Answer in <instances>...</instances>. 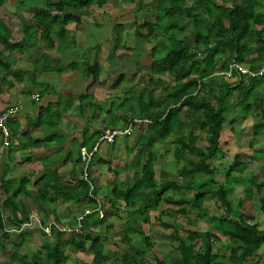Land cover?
<instances>
[{"label":"trees","instance_id":"trees-1","mask_svg":"<svg viewBox=\"0 0 264 264\" xmlns=\"http://www.w3.org/2000/svg\"><path fill=\"white\" fill-rule=\"evenodd\" d=\"M6 1L0 0V7ZM25 1L43 4L44 8L36 9L33 14L36 23L34 37L29 32L32 27L25 29L21 23H18L16 26L22 29L13 30L9 22L7 24L5 20L0 18V44L4 48L3 51H0V66L4 69H11V67L4 62L2 55L10 58L15 48L24 49L26 43L34 44L38 35L40 39L48 40L47 45L50 48L57 49L54 40L55 35L60 39H65L67 25L70 22L79 23L82 21V17L90 15L92 6L96 5L101 8L108 0ZM121 1H131L137 10H140L141 0ZM156 1L157 20L155 22L148 20L138 24L136 33L143 39L166 35L170 46L166 48L164 54L160 56L154 54L149 66L151 72L148 80L150 88L149 90H142L139 94L137 99L139 111L124 120L125 125L131 122L133 127L136 123L147 126L137 140V154L133 156L135 162H139L142 157L144 158L141 174L136 179L135 188L119 190L114 185L112 190V205L115 206L117 201H124L129 209L130 216L122 231L125 240L129 243L128 249L115 250L113 255L105 253L104 243L108 238L95 230L96 222L91 224L87 220V215L82 221L80 233L60 232L53 228L55 230L53 233L58 242L52 244L45 241L41 250L32 255L35 258L31 261L27 260V256L20 255L15 248L11 249L14 254L13 257L20 259L24 264H63L67 256L65 246L70 243L76 245L80 250H85V248H80L83 239L91 241L92 259L96 264H103L104 262L109 264H146L147 261H151L152 264H260V258L263 257H260V250L264 247V228L261 229L258 223H253L252 220L255 219V215L247 212L243 207L246 199L250 201L259 199L260 210L264 212V195L260 194L264 188V180L258 181L250 177V181L246 185H250L248 196L247 198L240 197L236 204L237 207H235L229 198L231 188L226 189L225 184L233 173H242L248 167L246 162L240 159V154H235L231 164L226 168V182L224 181L215 187L214 182H217L215 176L218 168L210 166V160L222 152L220 135L228 119L227 112L232 105L228 103L227 99L234 92L237 93L236 104L241 108L242 113L246 115L255 111L264 113V96L256 97L253 94L257 88L259 77L240 74L237 81L229 82L217 80L216 75H214L215 72H221L224 73L222 76L228 78L225 73L232 62L244 64L250 70H258L264 65V42L262 40L264 11L255 10L256 0H240L233 2L232 5L214 0ZM18 14L20 13L18 12ZM17 16L21 20L23 19L20 15ZM189 21H192L191 24L194 25L190 28L191 32L194 33L193 41H190L188 36L182 35V32L188 28ZM158 49L153 47V51ZM220 54L223 59L217 58ZM68 65L72 70L82 66L83 73L92 76V87L88 86L87 92L76 97L79 100L80 109L83 111L87 105L91 104L90 100L88 101L86 98L93 96V90H95L96 84L100 82L101 65L97 61L91 64L85 60L79 64L77 59ZM43 66L44 71L55 70L51 63ZM59 67V71L64 68L62 65ZM36 72L37 70L34 69L31 73L33 75L31 81L35 86H37L34 80ZM9 73L13 76H19L18 79H22L26 75L24 71L17 73L10 70L7 74ZM165 73L175 78L176 81L173 85L156 76ZM7 78L8 76H1L0 74V81L2 80L3 83L7 81ZM122 78L123 76L118 78L119 82ZM207 78L211 79L207 82L205 81ZM156 86L161 88L160 92L156 91ZM13 87L12 83L8 86L9 89ZM2 91L3 89L0 87V92ZM145 91L148 93L145 94ZM26 92L29 91L26 90ZM213 98L217 104L212 102ZM60 100L61 98H59ZM68 105H73V100L69 101ZM48 109L50 108L47 107ZM110 109L111 106L108 110L111 115L112 110ZM57 111L59 112L57 113ZM40 114L28 124L23 134L25 136L22 135V138L28 139L32 144L33 142L39 143L42 138V131L38 134L39 131L36 129L40 127L41 130L39 125L42 123V112ZM56 114L57 119L53 123H57L61 117L60 110H56ZM133 118L143 121L134 122ZM185 118H189L193 126L198 125L208 132V145L205 148L197 145L198 137L195 134L184 133L183 129L187 126ZM10 121L9 118L7 120L8 126ZM43 125L49 127L53 124L46 122ZM263 125V123L254 124V136L260 132ZM103 131L98 130L94 136V141L90 143L81 140L78 151L83 146H88L91 149ZM0 133L3 135L2 132ZM11 133L12 139L14 131L11 130ZM173 134L175 135L174 141L180 145L175 152L176 157L182 159L187 152L198 157V159H189L187 164L179 168V175L186 179L183 182H179L177 179L158 181L156 179V163L152 157V147L156 142H164ZM46 139L48 141L50 138L46 137ZM8 146H10V152L13 151L12 143H9ZM128 150L133 151L132 147H128ZM72 159V153L69 152L62 160L65 163ZM74 161L81 165L83 170L84 165L81 158L79 157ZM56 162L53 160V163L49 164L54 166ZM97 163L107 164L108 162L103 157L98 158L96 153L94 154L88 167L91 181L93 180L91 166ZM47 167L48 164L44 166V168ZM108 168L113 169L110 165ZM74 169L70 172L73 182L60 177L57 171L51 176L43 172L35 180L36 190L29 189L31 179H28L27 176L12 178L1 184L5 194L4 201L11 207L16 217L15 222L11 221L14 222V226L21 231L23 236L25 232H23L24 229H21V224L27 222L32 213L40 215L43 224H46L50 218L60 223L57 212L51 208L57 200L68 203L88 200L92 205L91 209H97L101 205L98 198L91 196L90 185L79 175L81 172ZM261 170L264 174V165ZM197 173L206 175L207 179L205 181L196 180L195 175ZM138 174L139 172L136 173V175ZM94 186L93 193L96 195L98 188L96 189L95 184ZM182 190L194 191L190 201L185 198L175 199L168 194L170 191L180 192ZM208 194L215 196L216 206L222 210L221 214L214 215L212 218L214 230L200 231L190 224L184 226L181 223L166 222L161 220V217L158 218L164 229L160 234L169 239L171 245L179 253L173 262H169L155 246L153 237L143 230L144 223L150 224L151 211L160 207L164 202L172 204V211L178 215L189 216L195 211L200 214L203 211L204 199ZM20 195V199L17 200V196ZM29 197L32 201L26 200ZM21 199H23L22 203L20 202ZM131 207L133 208L130 209ZM2 209L0 206V228L4 238H9L10 233L6 228L5 220L9 219V216L6 218ZM92 213L96 214V219L105 220L103 219L105 214L101 217L96 210ZM108 215L111 214H107L106 217H109ZM41 232L44 236H48L43 230ZM128 232L141 235L142 243L140 246L131 244L133 239L128 235ZM220 235L228 237L227 243L222 240L229 249L228 254L215 251L216 242L221 240ZM40 255H44V257L38 258L37 256Z\"/></svg>","mask_w":264,"mask_h":264},{"label":"rangeland","instance_id":"rangeland-1","mask_svg":"<svg viewBox=\"0 0 264 264\" xmlns=\"http://www.w3.org/2000/svg\"><path fill=\"white\" fill-rule=\"evenodd\" d=\"M140 10H137L135 4L131 1L121 0H108L105 5L101 8L94 5L89 16L82 17V21L79 23L70 22L67 25L66 38L60 39L58 36H54L56 41L57 49L50 48L48 40L40 39L39 35L37 41L33 44L26 43L24 49L15 48L14 53L10 58H6L2 55V59L6 62L10 68H2L0 66L1 76H8L7 81L3 83L0 81V87L3 89L0 92V111L5 110L8 104L10 96H15L20 92H26V90H35L33 93L39 92L37 80L42 82H48L53 85V90L58 93L54 98L65 99L64 103L60 105L61 117L65 112H69L67 97H73L70 92L74 91L76 95L87 92V87L91 86L92 76H88L83 73L82 66L78 69L72 70L68 65L71 61L77 59L79 64L83 61L93 64L95 61L101 65L100 82L96 84L95 90H93V96L86 98L90 100L91 104L87 105L83 111L80 109L79 100H73L72 117L69 121L71 122V130L76 133L72 138H69L64 130L59 131L56 127L52 126L49 133L43 132L42 138L39 143L33 142L34 147L42 148L49 152L43 160L38 158L35 163L26 159L28 152H22L19 149L14 152L11 151L9 157V149H5V155L3 156V165L0 164V206L3 208V214L9 219L6 220V228L10 233L9 238H4L3 231L0 228V264H24L20 259H15L11 249H14L20 254L27 256V260L31 261L33 254L41 250L42 244L50 242L55 244L58 242L53 232L51 235L44 236L41 232L40 225H43V219L40 215L32 213L29 215L31 225L24 226L21 224V228L25 235L23 236L21 231L16 229L14 222L16 217L11 210V207L4 201L5 194L1 187V181L9 180L12 178H19L22 173L32 170L30 174L31 182L29 183L30 190H36L35 180L46 172L51 176L55 171L58 172L60 177L67 181L73 182L71 178V170H77L81 172V165L76 161L80 156L78 151V145L81 140L88 143L94 141L95 133H92L95 129L96 124H104L107 127H122L125 126L124 120L132 117L133 113L139 111L137 99L142 90H149V77L150 63L153 59L154 54L160 56L164 54L167 47L170 46L168 37H156L150 39H143L136 33V27L138 24L144 21L155 22L158 18V11L156 9V0H141ZM215 2L225 3L226 5H232L233 2H239L240 0H214ZM44 8L43 4H36V2H27L25 0H7L3 6L0 7V18L11 24L13 30H21L18 23H21L25 29H29L32 36L34 37L35 31V20L33 14L36 9ZM255 10L264 11V0L255 1ZM17 12V13H16ZM18 12L20 14H18ZM17 15L23 17L19 18ZM189 21L188 28L182 32L183 36H188L190 41L194 40V33L191 32L190 28L194 25ZM153 47L159 48L157 51H153ZM3 46L0 44V51H3ZM45 58V59H44ZM83 61H82V59ZM218 59H223L220 54L217 56ZM51 63L54 65L55 70L44 71V64ZM60 65L64 66L62 71H59ZM36 69L34 80L36 85H33L31 74ZM10 70L14 72H26L25 77L18 79L19 76H13ZM7 72V73H5ZM80 73V75L78 74ZM217 80H227L229 82H235L238 80V76L231 78H225L223 73L215 72ZM119 82L118 78L122 77ZM158 78L166 81V83L174 84L175 78L168 73L156 75ZM259 77L257 82V88L253 94L256 97L264 96V77ZM212 78V77H211ZM211 78H207L205 81H209ZM10 83L13 84V88L9 89ZM247 83V82H246ZM44 88V85H40ZM92 87V86H91ZM57 88L60 90L58 91ZM156 91L160 92L161 88L156 86ZM52 91V90H51ZM50 92V91H49ZM54 93V92H52ZM148 92L145 91V94ZM10 94V95H9ZM31 94H22V101L27 100ZM237 93L234 92L231 97L227 99L230 108L227 112V121L224 124V129L220 135V145L222 152L216 157L210 160V166L218 168L214 182V186L220 183L226 182V168L231 164L235 154H240V159L245 161L247 168L242 173H233L232 176L225 184V188H231L229 198L233 202L234 206L237 207V202L240 197L247 198L250 185L246 186L250 177L256 180H264V174L261 167L264 165V125L261 127L260 132L254 136L253 126L257 123L264 124V113L255 111L252 114L242 113L241 108L236 104ZM43 95L40 94L39 100L30 98L32 101L42 102ZM85 100V101H87ZM123 102V103H122ZM212 102L216 103L213 98ZM19 103V102H18ZM39 104H36L39 108ZM162 105V104H161ZM111 106L112 114L108 113L109 107ZM155 108V107H153ZM37 111V110H36ZM53 111H45L42 113V123H50V120L57 119V114L54 112L53 116H50ZM38 112V111H37ZM59 111H57L58 113ZM84 113V117L81 113ZM19 112L13 113V116H17ZM108 114V115H107ZM31 114L29 113L27 117ZM184 115V114H183ZM50 116V117H49ZM183 118V117H182ZM66 121L68 119L64 118ZM95 119V120H94ZM134 119V118H133ZM187 126L183 129L184 133L195 134L197 139V145L205 148L208 145L206 130L201 129L198 125L193 126L192 121L189 118H185ZM75 124L73 126V124ZM15 125H17L15 123ZM138 125H140L138 127ZM103 126V127H104ZM80 127V128H79ZM84 129L82 130V128ZM145 124L136 123L133 127V131L128 135H122L115 139L111 144L102 142L98 150L96 151V157H103L108 163H97L91 166V175L93 182L96 185L97 194L100 204L103 208L105 217L104 221L102 218L96 219V214H88L87 220L93 224L96 222L95 230L100 232L104 236H107L108 240L105 241L104 250L105 253L113 255L115 250L128 249L129 243L125 240V235L122 233L124 227L127 225V219L130 216L129 209L125 205L124 201H117L115 206L112 205L111 200L113 198L112 190L113 186L116 185L119 190H126L128 188H135L136 179L139 178L141 167L144 158L139 162L134 161V155H136L137 140L140 134L146 129ZM86 130V132H85ZM85 132V134H84ZM84 134V135H83ZM46 137L50 138L48 141ZM68 137V140H67ZM81 138V139H79ZM100 138V137H99ZM98 138V140H99ZM175 135L168 137L164 142H156L152 147V157L156 163V179L162 181L164 179H177L179 182L186 180L184 177L179 175L178 170L182 165L187 164L189 159L197 160L198 157L185 153L182 159H178L175 155L176 150L180 146L175 141ZM20 140H22L20 138ZM66 140V141H65ZM97 140V141H98ZM141 141V140H140ZM139 141V142H140ZM67 144V145H66ZM63 147H67V150ZM88 147V146H86ZM128 147H132L133 151H129ZM56 149V152L53 150ZM88 149H90L88 147ZM72 153V160L69 162H63V158L67 153ZM57 155L55 158H48ZM63 154V155H62ZM36 155L35 158H37ZM33 160V159H32ZM53 160L57 162L53 165ZM16 161L21 164L13 168L11 162ZM44 162V163H43ZM1 163V162H0ZM48 164L47 168L44 166ZM28 165V167H27ZM112 166L113 169H109L108 166ZM115 170V171H114ZM139 172L138 175L136 173ZM29 176V175H28ZM196 180L205 181L206 175L197 173L195 175ZM140 185V184H139ZM137 185V186H139ZM229 185V186H228ZM136 186V187H137ZM253 188V186H252ZM175 199L185 198L190 201L193 197L194 191L182 190L180 192H168ZM260 194L264 195V188L260 191ZM21 197L17 196V200ZM26 200H31L27 198ZM23 202V199L20 201ZM216 200L214 195L208 194L204 199L203 211L200 214L192 212L189 216H182L174 213L172 210V204L162 203V205L153 211H151V222L150 224L144 223L143 230L148 232L153 237L155 246L159 250L162 256H164L169 262H173L179 256V253L175 250V247L171 245L169 239L162 237L160 234L164 231L160 225V218L166 222H177L184 226L189 224L196 227L200 231H209L213 229V216L221 214L222 210L216 206ZM135 207V206H133ZM131 207L130 209H132ZM59 218L60 224L67 226L76 225V217L85 210H92V205L88 200L81 202H64L57 200L53 206ZM247 212L255 215V219L252 222L259 224V228H264V212L260 210L259 199L250 201L246 199L244 207ZM95 212V211H94ZM107 214H111L106 217ZM50 218V216H49ZM53 218H50L51 220ZM14 222H12V221ZM48 222V221H47ZM80 233V232H76ZM128 235L132 237L131 244L140 246L141 235L133 232H128ZM221 240H218L215 244V251L228 253V248L223 243L228 242V237L220 235ZM200 241V240H199ZM201 244V242H199ZM75 244V243H74ZM92 243L90 240L83 239L80 250L76 245L70 244L65 246L67 253L66 259L63 264H96L93 262L91 253ZM174 247V248H173ZM261 248L260 264H264V252ZM38 258L44 257V255L37 256ZM151 260V259H150ZM103 264H109L104 262ZM146 264H152L151 261H147Z\"/></svg>","mask_w":264,"mask_h":264},{"label":"crops","instance_id":"crops-1","mask_svg":"<svg viewBox=\"0 0 264 264\" xmlns=\"http://www.w3.org/2000/svg\"><path fill=\"white\" fill-rule=\"evenodd\" d=\"M79 75H80V73H78ZM36 82V81H35ZM37 84L39 85L38 86V88H36V89H38V90H36V91H39V92H37V93H39V94H41V95H43V97H42V99H43V101L40 103V102H38V101H32L30 98H31V96L30 97H28V101L27 100H25V101H22V98L21 97H19V96H21L23 93L24 94H33V92L35 91V90H29V92H23V93H19L18 95L17 94H15V96H10V98H8L9 99V101H8V104H12V103H14V104H16V103H20L21 104V106H22V109H21V111L19 112L20 114H18L17 116H13V117H11L10 119H11V121L9 122L10 124H9V129H10V137H9V143H12V149H13V151L12 152H14V150L15 151H17V150H19V149H22V150H20V151H22V152H28V156L26 157V159H28L29 161H34V163H35V161L40 157V158H43V160H46L47 158H45L46 157V155L49 153V152H47V151H45L44 149H42L41 147L40 148H36V147H34V145L32 144V143H30L29 142V140L28 139H26V138H22V135L24 134V132L26 131V129H27V126H28V124L29 123H31L34 119H36L38 116H39V114L42 112H44L45 111V109L47 110V107H49L50 109H48L47 111H50V110H52L53 109V111L51 112V114H50V116H53V114H54V112L56 113V110H60L59 109V107H60V105L61 104H63L64 103V101H65V99H63V101H59V97L57 98V100L54 98V96L55 95H57L58 96V93H56L55 92V89L53 90V85L51 84V83H48V82H42L41 83V80H37ZM44 85V88H42L40 85ZM52 90V91H51ZM57 90L59 91L60 90V88L58 89L57 88ZM50 91V92H49ZM52 92H54V93H52ZM74 91H72V92H70V95H72L73 97H67V99L66 100H68V102L69 101H71V100H76V101H78L77 100V96L78 95H80V94H84V93H80V94H78V95H76L75 93H73ZM10 95V94H9ZM33 99V98H32ZM40 103V105H39V108H35V107H37V105L36 104H39ZM13 105V104H12ZM69 106V110H67V111H71V109H72V105L70 106V105H68ZM7 107V106H6ZM1 110V109H0ZM38 112H37V111ZM69 112H65L64 114H63V116L62 117H60V119H59V121L57 122V123H53L54 122V120L55 119H53V120H50V123L51 124H53L55 127H56V129H58L59 131H61L62 132V130H64V132H66L65 134L67 135V136H69V138H72V137H74L75 135H77V132L76 133H74L72 130H71V122L69 121L72 117L70 116V114H72V111H71V113L69 114ZM31 114L29 117H27V115L28 114ZM41 115V114H40ZM84 113L82 112L81 113V116H83L84 117ZM64 118H66V119H68V121H66ZM95 120V119H94ZM15 123L17 124V125H15ZM73 124V123H72ZM53 125H51V126H49V127H47V125H43V127H41V130L39 129V128H36L37 129V131H39V133L38 134H40L41 133V131H42V135L41 136H44L43 135V132L44 131H46V134H47V132L49 133V130H50V128L53 126ZM75 124H73V126H74ZM53 126V127H54ZM104 126V124L102 123V124H99V126H98V124H96V126H94L95 127V129L93 130V132L92 133H95L96 134V132L98 131V130H101V131H103L104 129H106L105 128V126ZM80 128V127H79ZM107 128H113V127H107ZM84 129V127L82 128V130ZM11 130L12 131H14V136L12 137V139H11V135H12V133H11ZM17 133H16V132ZM86 131V130H85ZM16 134V135H15ZM84 135V134H83ZM23 136H25V135H23ZM20 138L22 139V140H20ZM79 139H81V138H79ZM67 140H68V137H67ZM66 141V140H65ZM67 145V144H66ZM5 149H10V146H8V145H5L4 144V138H3V135L0 133V164L1 165H3L2 163H3V156L5 155ZM64 149H66L67 150V147H63V151H64ZM53 150L56 152V149L55 148H53ZM9 151V157H10V150H8ZM36 155H38L37 156V158H35L36 157ZM63 155V154H62ZM57 155H55L54 154V156H51V157H48V158H55ZM33 159V160H32ZM44 163V162H43ZM11 165H12V167L13 168H16L17 166H19V165H21V164H19V163H17L16 161H13V162H11ZM95 165V164H94ZM16 166V167H15ZM27 167H28V165H27ZM74 169V168H73ZM72 169V170H73ZM71 170V171H72ZM32 174L33 173V171L32 170H30V171H26L24 174L22 173V175H20V176H27V177H31L30 176V174ZM29 175V176H28ZM19 176V177H20ZM29 179V178H28ZM8 180V179H7ZM6 181V179L5 180H3V181H1V184L2 183H4ZM95 184V183H94ZM164 238H166V237H164ZM227 248V247H226ZM228 251H229V249H228ZM219 253H223V252H220V251H218ZM229 253V252H228ZM228 253H225V254H228Z\"/></svg>","mask_w":264,"mask_h":264},{"label":"built area","instance_id":"built-area-1","mask_svg":"<svg viewBox=\"0 0 264 264\" xmlns=\"http://www.w3.org/2000/svg\"><path fill=\"white\" fill-rule=\"evenodd\" d=\"M262 40L264 42V26H263V34H262ZM224 74V73H223ZM226 76L227 77H237L239 78L240 74H245L249 76H264V65L258 69V70H250L248 67H246L244 64L238 63V62H232L229 65L228 70L226 71ZM31 98L35 100H39L40 94L39 93H33L31 95ZM22 109V106L20 103L13 104L11 106L6 107L5 110L0 111V132L3 133V138H4V144L8 145L9 144V137H10V129L9 126L7 125V120L11 117H13V113H18ZM134 122H139L143 120H138L134 118ZM146 121V119H145ZM133 131V123H129L125 126L122 127H113V128H106L104 129L103 133L101 134L99 140L95 143V145L91 148L88 149V147L83 146L80 148V158L83 162V170H82V177L89 183L90 185V194L91 196L98 198L94 193L93 190L95 188L93 180L91 181L89 178V171L88 167L89 164L98 150L100 144L102 142H106L108 144H111L115 141V139L119 136L122 135H128ZM98 211L100 216L103 217L104 211L101 205L97 207V209H92V210H85L82 214L78 215L76 217V225L75 226H67L63 225L60 223H57L54 220H49L46 224L40 225V228L48 235H51L53 232V228H56L55 230L60 231V232H81L82 231V221L84 218L92 213L93 211ZM30 217L27 222L23 223L24 226L26 225H31L30 222ZM22 229V228H21Z\"/></svg>","mask_w":264,"mask_h":264}]
</instances>
